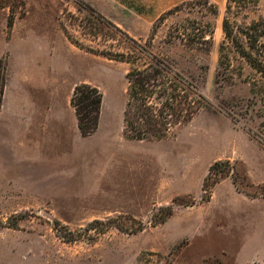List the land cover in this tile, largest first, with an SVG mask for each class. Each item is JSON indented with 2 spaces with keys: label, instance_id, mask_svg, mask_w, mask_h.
<instances>
[{
  "label": "rangeland",
  "instance_id": "rangeland-1",
  "mask_svg": "<svg viewBox=\"0 0 264 264\" xmlns=\"http://www.w3.org/2000/svg\"><path fill=\"white\" fill-rule=\"evenodd\" d=\"M210 1L219 9L216 15L210 4L199 3L162 21L167 11L155 18L120 7L114 17L104 15L142 43L155 33L152 50L193 77L210 104L167 139H128L122 128L112 152L91 153L87 167L66 169L67 174L11 176L0 161V264H235L239 250L264 246V219L251 208L264 209V182L244 184V167L234 160L252 152L250 139L264 152V142L253 135L264 138V123L249 105V67L232 81L218 76L227 0ZM84 4L91 5L0 0V51L12 40H35L42 57L54 50L78 57V80L99 87L108 99H126L130 65L77 47L60 24L62 19L84 45L122 49L126 40L109 27L99 39L86 36L90 13ZM193 20L212 23L210 51H190L179 38L178 31ZM225 160L235 174L222 179L235 176L252 196L228 191L218 197L213 188L210 201H204L210 166ZM168 206L172 215L156 224ZM258 223L261 230L251 233Z\"/></svg>",
  "mask_w": 264,
  "mask_h": 264
},
{
  "label": "trees",
  "instance_id": "trees-1",
  "mask_svg": "<svg viewBox=\"0 0 264 264\" xmlns=\"http://www.w3.org/2000/svg\"><path fill=\"white\" fill-rule=\"evenodd\" d=\"M205 4L216 15L217 5L210 0L187 1L164 13L159 21L165 19L188 5ZM90 13L88 37L99 39L103 35L104 27H109L126 43L118 51L97 49L91 45H84L76 40L65 22L60 24L68 39L77 47L89 52L106 56L110 59L125 62L130 65L126 73L127 103L124 112V136L133 140H163L173 136L182 126L190 123L202 110L206 109L210 101L201 92L196 80L180 69L177 63L167 56L152 50V39L142 43L131 37L125 30L113 21L99 13L89 4H84ZM264 0H227L225 16L223 18L224 41L220 45V70L218 76L234 80L244 75L245 65L251 70L248 83L252 99L249 105L259 114L264 123ZM13 20L9 21L12 27ZM185 48L190 51H210L212 23L203 25L198 20L189 21L179 31ZM7 57L0 58V108L3 103L7 82ZM250 78V79H249ZM104 100L102 90L89 83L75 86L72 105L76 110L79 128L83 136H90L99 127L101 108ZM233 120L238 121L235 117ZM248 132L251 133L250 129ZM259 141L264 138L253 134ZM235 174V167L231 161H216L204 179V201H210L212 189L225 176ZM237 188L250 195L239 187ZM243 183L250 186L248 177H242ZM165 215L156 221H165L173 213V208L162 207ZM100 221H96L98 223Z\"/></svg>",
  "mask_w": 264,
  "mask_h": 264
},
{
  "label": "crops",
  "instance_id": "crops-1",
  "mask_svg": "<svg viewBox=\"0 0 264 264\" xmlns=\"http://www.w3.org/2000/svg\"><path fill=\"white\" fill-rule=\"evenodd\" d=\"M86 1L105 16L114 17L117 8L122 7L134 15L156 18L186 0ZM4 54H7L8 75L0 108L2 169L7 168L11 176L62 175L67 174L66 169L87 167L91 153L112 152L114 139L124 128L127 95L126 99L119 95L108 99L103 93L99 127L92 135L83 136L72 105L75 86L89 83L78 80L80 59L67 57L65 53L58 55L56 50L42 57L35 40L7 42L0 51V58ZM248 144L252 152L234 160L244 167L249 181L260 184L264 182V152H259L258 145L251 139ZM214 189L218 197L228 191L248 197L237 188L232 177L220 180ZM256 207L251 208L257 219H264V209ZM256 229L261 230L259 223L252 226L251 233ZM235 264H264V246L239 250Z\"/></svg>",
  "mask_w": 264,
  "mask_h": 264
}]
</instances>
